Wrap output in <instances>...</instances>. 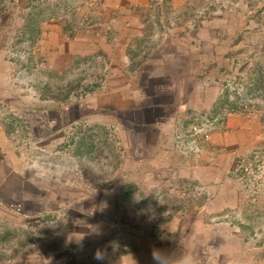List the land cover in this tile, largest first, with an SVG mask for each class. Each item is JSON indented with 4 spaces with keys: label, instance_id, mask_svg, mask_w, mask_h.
<instances>
[{
    "label": "crops",
    "instance_id": "obj_1",
    "mask_svg": "<svg viewBox=\"0 0 264 264\" xmlns=\"http://www.w3.org/2000/svg\"><path fill=\"white\" fill-rule=\"evenodd\" d=\"M105 1L106 12L113 18L109 28L121 33L112 47L116 66L105 98L91 94L66 106L37 91L34 75H26L24 89L20 84L11 86L12 75L0 72V102L8 97L10 109L26 112L32 129L24 157L14 150L0 123V213H16L15 207L28 200L36 208L26 210L41 215V207L53 193L63 204L73 203L76 215L82 216L83 208L102 205L100 192L109 201L112 193L128 191L134 185L140 192H170L172 198L182 201L178 206L184 212L170 220V231L181 243L157 249L171 259L164 264H180L185 257L193 264H264V115L228 110L224 103L226 90L239 76L232 74H249L244 59L251 47L242 36L243 13L239 11L227 21V14L215 15L198 26L195 34L189 22L195 14V0ZM152 15L171 18L170 35L156 46L145 70L132 73L128 54L132 32L139 29L142 33L147 25L142 17ZM116 17H121V24L115 22ZM86 39L99 41L95 35ZM131 75H138L137 83L130 80ZM223 108L228 114L222 125L202 142L201 156L190 157L186 145L191 142L186 136L194 126L193 116ZM85 122L105 125L117 135L118 141L112 140L105 153V175L109 177L105 183L94 174H100L97 167L87 181L78 178L65 183L49 174L30 182L27 177L31 174L25 170L33 162L44 170L70 165L72 159L63 157L58 146L66 142L70 124L81 128ZM82 143L81 139L79 145ZM67 193H72L69 202ZM141 264L157 261L152 256Z\"/></svg>",
    "mask_w": 264,
    "mask_h": 264
},
{
    "label": "rangeland",
    "instance_id": "obj_2",
    "mask_svg": "<svg viewBox=\"0 0 264 264\" xmlns=\"http://www.w3.org/2000/svg\"><path fill=\"white\" fill-rule=\"evenodd\" d=\"M195 1V14L189 17L195 34L198 26L215 15L227 14V21L239 11L243 13L242 36L251 47L244 59L249 74H232L239 76L226 90L224 103L228 110L264 115V0ZM106 8L105 0H0V72L12 75L11 86L20 84L24 89L26 75H34L37 91L66 106L91 94L105 98L112 82L110 73L116 66L112 47L121 39V33L109 28L113 18ZM116 18L115 22L121 24V17ZM142 19L147 25L142 33L139 29L132 32L128 46L132 73L145 70L156 46L170 35V17L152 15ZM92 35L98 36L99 41L86 39ZM137 76L131 75L130 80L137 83ZM9 104V98L2 97L0 123L10 135L14 150L26 157V138L32 130L27 124V113L13 111ZM221 110L213 109L204 116L195 114L194 126L217 117ZM66 129V142L57 151L72 160L59 179L65 183L78 178L87 181L97 167L99 180L105 183L109 178L105 175V153L112 140L115 144L118 141L116 133L105 125L91 126L86 122L81 128L70 124ZM202 142L198 140L199 149L189 148L190 157L201 156ZM115 149L122 151L119 145ZM74 158L76 162H72ZM79 171L83 175L79 176ZM112 194L108 201L106 193L100 192L102 205L92 210L83 208L82 216L76 215L73 203L69 204L72 193L66 194V204L50 193L41 215L26 210L36 208L28 200L24 206L15 207L16 213H0V264H141L152 258L153 250L181 243L170 231V220L185 209L178 206L182 201L172 198V193L140 192L130 185L128 191L120 189ZM20 210L24 213L18 214ZM261 226L264 228V224ZM97 250L105 253L103 260L95 258Z\"/></svg>",
    "mask_w": 264,
    "mask_h": 264
},
{
    "label": "clouds",
    "instance_id": "obj_3",
    "mask_svg": "<svg viewBox=\"0 0 264 264\" xmlns=\"http://www.w3.org/2000/svg\"><path fill=\"white\" fill-rule=\"evenodd\" d=\"M25 171L31 174L27 177L28 180L30 182H35L36 180H42L47 178L49 174L59 179L60 177L66 174L67 170L62 165L59 164L56 165L55 168L52 170H44L43 166L38 165V163L36 162H33L26 168ZM94 174L99 175L98 173H94ZM152 256L153 259L157 261V264H164L165 260H171L161 255V253L158 250H153ZM95 258L98 260H103L105 258V253L100 250H97ZM180 264H193V262L191 258L185 257L182 261H180Z\"/></svg>",
    "mask_w": 264,
    "mask_h": 264
},
{
    "label": "built area",
    "instance_id": "obj_4",
    "mask_svg": "<svg viewBox=\"0 0 264 264\" xmlns=\"http://www.w3.org/2000/svg\"><path fill=\"white\" fill-rule=\"evenodd\" d=\"M227 114V109H222L217 117L208 119L207 121L204 119L200 125L194 126L189 135L186 136L187 138L185 137L191 142V144H188V148L197 147V149H199L198 140L206 141L210 139L211 133L219 129ZM246 171H248V169Z\"/></svg>",
    "mask_w": 264,
    "mask_h": 264
}]
</instances>
